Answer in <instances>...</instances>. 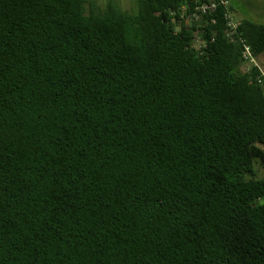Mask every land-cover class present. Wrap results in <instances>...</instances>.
I'll return each mask as SVG.
<instances>
[{"label": "trees", "instance_id": "obj_1", "mask_svg": "<svg viewBox=\"0 0 264 264\" xmlns=\"http://www.w3.org/2000/svg\"><path fill=\"white\" fill-rule=\"evenodd\" d=\"M226 1L0 0V264H264V24Z\"/></svg>", "mask_w": 264, "mask_h": 264}, {"label": "rangeland", "instance_id": "obj_2", "mask_svg": "<svg viewBox=\"0 0 264 264\" xmlns=\"http://www.w3.org/2000/svg\"><path fill=\"white\" fill-rule=\"evenodd\" d=\"M138 0H87L96 8L103 9L108 2H113L120 9L129 13H137ZM235 20H249L253 23L264 24V0H228ZM89 9V5L86 7ZM259 60L264 63V54ZM258 178L264 177V170L256 168Z\"/></svg>", "mask_w": 264, "mask_h": 264}, {"label": "built area", "instance_id": "obj_3", "mask_svg": "<svg viewBox=\"0 0 264 264\" xmlns=\"http://www.w3.org/2000/svg\"><path fill=\"white\" fill-rule=\"evenodd\" d=\"M223 4L226 5L228 2L226 0H193L192 6H181L182 16H185L188 20V22H191L194 20H199L202 16H207L211 13H213L216 8L217 4ZM227 17V33L226 36L229 40H232V36L235 34V29L237 28L236 24L230 19L229 15H226ZM195 46L200 48V43L198 40H195ZM203 47L205 45L202 43ZM250 48L248 45H243V49L241 51V56L243 60L245 61V70L250 71L251 67H257L258 65L255 62L254 58L252 57L250 53ZM261 77L264 78V73L261 74ZM261 77H257V83L259 85L264 86V79H261Z\"/></svg>", "mask_w": 264, "mask_h": 264}]
</instances>
